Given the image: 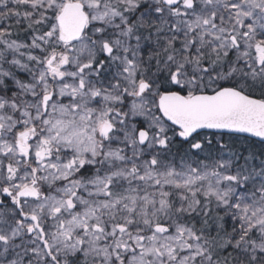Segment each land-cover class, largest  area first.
<instances>
[{
	"label": "snow or ice",
	"instance_id": "1",
	"mask_svg": "<svg viewBox=\"0 0 264 264\" xmlns=\"http://www.w3.org/2000/svg\"><path fill=\"white\" fill-rule=\"evenodd\" d=\"M0 264H264V0H0Z\"/></svg>",
	"mask_w": 264,
	"mask_h": 264
}]
</instances>
